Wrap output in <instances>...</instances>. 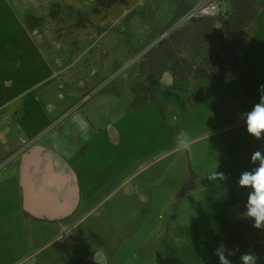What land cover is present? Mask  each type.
Segmentation results:
<instances>
[{
	"label": "crops",
	"instance_id": "crops-1",
	"mask_svg": "<svg viewBox=\"0 0 264 264\" xmlns=\"http://www.w3.org/2000/svg\"><path fill=\"white\" fill-rule=\"evenodd\" d=\"M17 28L15 45L2 42L0 27V264H34L100 209L123 210L119 225L132 228L115 263L148 243V264H219L221 245L264 264V232L244 215L249 189L238 183L256 166L252 154H264L242 116L264 84V7L236 55V75L142 78L150 99L134 109L127 90L62 93L50 69L57 62L48 65L27 28ZM214 171L225 178L212 179ZM191 175L193 188L179 195Z\"/></svg>",
	"mask_w": 264,
	"mask_h": 264
},
{
	"label": "rangeland",
	"instance_id": "rangeland-1",
	"mask_svg": "<svg viewBox=\"0 0 264 264\" xmlns=\"http://www.w3.org/2000/svg\"><path fill=\"white\" fill-rule=\"evenodd\" d=\"M196 1L126 0L125 4L96 12L92 0H0V10L6 13L0 21L4 32L1 40L18 45L20 36L17 27H26L31 40H36L38 48L45 52L46 63L57 62V66L50 69L52 76L59 78L61 84L58 88L62 93L66 91L70 94L78 88L82 91L81 98H85L99 92L120 95L127 90L134 98L132 86L136 82L146 86L141 81L142 78L146 80L140 74L141 61L155 48L160 36L170 30ZM230 1L223 0L225 10ZM249 2L253 21L245 28L243 37L237 39L242 47L247 32L254 26V17L264 7V0ZM221 19V16L209 19L213 34L203 38L200 46H196L234 69L239 50L230 48L232 38L215 37ZM199 22L181 26L168 35L193 30ZM174 48L178 57L190 60L188 43L176 40ZM202 56L203 53L200 58ZM61 60L63 66H60ZM195 62H199L198 57ZM47 104L52 105L50 100ZM72 107L60 114L53 125ZM20 116L22 112L16 117ZM119 223H125L123 210L90 211L78 225L52 242L34 264H119L113 260V254L120 246L119 241L132 229ZM133 247L121 264H148L154 245L143 243Z\"/></svg>",
	"mask_w": 264,
	"mask_h": 264
},
{
	"label": "trees",
	"instance_id": "trees-1",
	"mask_svg": "<svg viewBox=\"0 0 264 264\" xmlns=\"http://www.w3.org/2000/svg\"><path fill=\"white\" fill-rule=\"evenodd\" d=\"M92 2L94 4V11L97 12L99 10L109 9L117 4H125L126 0H92ZM225 8V15L220 21V29L215 37L221 39L222 37L228 36L232 38L230 48L241 50L243 45L237 42V39L243 37L245 28L253 21L250 2L249 0H232L226 4ZM209 19L201 18L192 21L184 26L200 21L199 24L197 23L198 25H195L196 27L193 30L176 31L177 33L168 35L158 41L155 48L150 50L140 63V74L146 78L148 84L156 81L164 72H169L173 78L179 80H184L189 77L227 78L237 74L238 64L234 69H230L227 65H223L221 60L215 55L205 53L196 46H200L203 38L209 34H213L211 31L212 24ZM255 19L256 16L254 17V21ZM25 24L27 25V21ZM176 40L180 43H188L190 60L178 57L177 50L174 48ZM202 53L204 56L200 58V54ZM197 57L198 63L195 62ZM216 63L219 64L216 65ZM131 91L134 94V98L130 104V109H134L150 99L147 87L141 82H136L132 86ZM193 186L194 176L191 175L188 182L180 189L179 195H183L193 188Z\"/></svg>",
	"mask_w": 264,
	"mask_h": 264
},
{
	"label": "clouds",
	"instance_id": "clouds-1",
	"mask_svg": "<svg viewBox=\"0 0 264 264\" xmlns=\"http://www.w3.org/2000/svg\"><path fill=\"white\" fill-rule=\"evenodd\" d=\"M259 102L244 113L246 131L256 139H264V84L258 89ZM77 123L83 127V121L77 119ZM251 160L255 167L241 173L239 185L242 188L249 189L246 201V211L244 215L254 221L253 227L261 229L264 227V154L256 151L252 154ZM212 179H224L223 173L213 172ZM225 248L223 245L218 247L215 255L219 258V264H232V261L226 258ZM241 264H257L260 257L254 253H243L239 257Z\"/></svg>",
	"mask_w": 264,
	"mask_h": 264
},
{
	"label": "built area",
	"instance_id": "built-area-1",
	"mask_svg": "<svg viewBox=\"0 0 264 264\" xmlns=\"http://www.w3.org/2000/svg\"><path fill=\"white\" fill-rule=\"evenodd\" d=\"M225 15V9L223 6V0H197L170 28V30L164 32L158 40L168 36V34L192 21H196L201 18H215L223 17ZM4 163L0 164V168ZM246 206V205H245ZM260 232H264V227L258 229ZM249 253L246 250H239L238 248H232L225 251V255L228 258L235 256H241L243 253ZM240 260V259H239ZM241 264V261H240Z\"/></svg>",
	"mask_w": 264,
	"mask_h": 264
}]
</instances>
